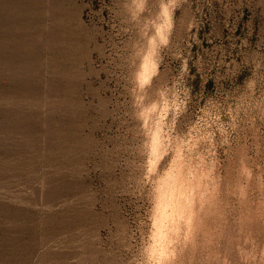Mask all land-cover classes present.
Wrapping results in <instances>:
<instances>
[{"label":"rangeland","instance_id":"obj_1","mask_svg":"<svg viewBox=\"0 0 264 264\" xmlns=\"http://www.w3.org/2000/svg\"><path fill=\"white\" fill-rule=\"evenodd\" d=\"M0 264H264V0H0Z\"/></svg>","mask_w":264,"mask_h":264}]
</instances>
